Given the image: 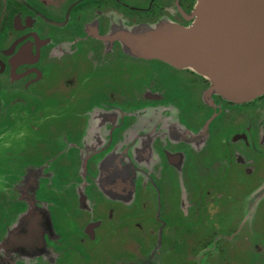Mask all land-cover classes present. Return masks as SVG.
<instances>
[{
  "label": "flooded vegetation",
  "instance_id": "flooded-vegetation-1",
  "mask_svg": "<svg viewBox=\"0 0 264 264\" xmlns=\"http://www.w3.org/2000/svg\"><path fill=\"white\" fill-rule=\"evenodd\" d=\"M197 3L0 0V264H264L224 230L264 181V95L124 38L191 27Z\"/></svg>",
  "mask_w": 264,
  "mask_h": 264
},
{
  "label": "water",
  "instance_id": "water-1",
  "mask_svg": "<svg viewBox=\"0 0 264 264\" xmlns=\"http://www.w3.org/2000/svg\"><path fill=\"white\" fill-rule=\"evenodd\" d=\"M195 15L188 28L124 38L134 55L192 69L228 100L264 95V0H198Z\"/></svg>",
  "mask_w": 264,
  "mask_h": 264
},
{
  "label": "rangeland",
  "instance_id": "rangeland-1",
  "mask_svg": "<svg viewBox=\"0 0 264 264\" xmlns=\"http://www.w3.org/2000/svg\"><path fill=\"white\" fill-rule=\"evenodd\" d=\"M141 63V70L144 72L146 68L144 65H147V62L140 61ZM54 76L49 72L47 74V78L45 79L44 84L38 86V90H42L46 86L53 83ZM1 82H4V78H1ZM80 102V101H79ZM60 103V104H59ZM57 104L65 105L64 107V116L60 117L65 119V121H62L60 119V122H57L56 120H49L46 125L40 126V129L47 128V132L51 133L52 128L53 130L57 126H61V124H66V118L71 119L74 117V114H76L78 111H83V102L73 104L72 102L64 103V102H58ZM91 109L90 104H87V107ZM97 106L93 108L87 115H91L97 110ZM78 109V110H76ZM59 119V118H58ZM89 121L87 117V122ZM182 126V125H181ZM56 129H60L59 127ZM44 132V131H43ZM59 131H54V133ZM88 133L85 136V139L89 137ZM186 135L185 137L189 140H197L200 145L204 143V137L198 138H192V136ZM262 173L264 172V168H261ZM201 183V182H197ZM260 185L257 186V188L249 195H247L246 198H243V209H239L238 211L232 210L229 215L226 216V221L224 225V230L226 233H229L232 231L231 240H234L239 243L242 247L246 249L247 247V255L251 254L252 252V246L264 248V181L259 182ZM246 245V246H245Z\"/></svg>",
  "mask_w": 264,
  "mask_h": 264
}]
</instances>
